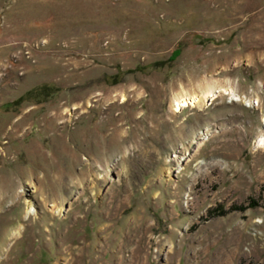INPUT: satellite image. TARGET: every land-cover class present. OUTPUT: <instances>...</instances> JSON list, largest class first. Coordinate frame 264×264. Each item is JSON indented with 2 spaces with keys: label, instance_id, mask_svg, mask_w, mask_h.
<instances>
[{
  "label": "rangeland",
  "instance_id": "374dc122",
  "mask_svg": "<svg viewBox=\"0 0 264 264\" xmlns=\"http://www.w3.org/2000/svg\"><path fill=\"white\" fill-rule=\"evenodd\" d=\"M0 264H264V0H0Z\"/></svg>",
  "mask_w": 264,
  "mask_h": 264
},
{
  "label": "bare ground",
  "instance_id": "6f19581e",
  "mask_svg": "<svg viewBox=\"0 0 264 264\" xmlns=\"http://www.w3.org/2000/svg\"><path fill=\"white\" fill-rule=\"evenodd\" d=\"M198 100V96H179L176 98V110H181L188 105L195 104Z\"/></svg>",
  "mask_w": 264,
  "mask_h": 264
}]
</instances>
